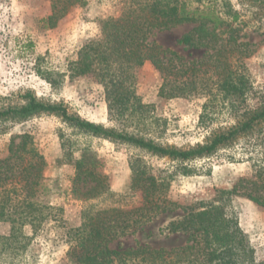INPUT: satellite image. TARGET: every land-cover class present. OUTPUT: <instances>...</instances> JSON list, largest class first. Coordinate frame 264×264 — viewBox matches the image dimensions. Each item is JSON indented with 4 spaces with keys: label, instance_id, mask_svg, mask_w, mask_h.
<instances>
[{
    "label": "trees",
    "instance_id": "1",
    "mask_svg": "<svg viewBox=\"0 0 264 264\" xmlns=\"http://www.w3.org/2000/svg\"><path fill=\"white\" fill-rule=\"evenodd\" d=\"M52 12L42 21L48 26L76 7L90 0H50ZM121 13L101 20V33L87 41L68 66L69 76H95L104 86L109 116L119 125L106 128L70 113L63 102L51 103L38 99L31 92L22 106L0 109V119H22L33 114H55L80 132L125 141L147 155L168 157L173 169L156 174L152 164L143 157L131 162L130 189L114 191L106 176L98 171L99 160L86 156L76 160L72 191L85 198L82 223L68 230L69 254L76 264H264L258 261L239 219L230 207L233 194H240L264 207V90L256 91L246 73L236 62L249 55L248 43L239 42V23L243 14L264 7V0H120ZM192 23L193 27L179 40L188 47L206 52L199 60L186 59L177 51L163 48L150 37L155 31ZM244 47V50L242 48ZM246 51V52H244ZM147 62L160 72L159 95L165 98L208 95L205 108L219 101L234 112L237 121L212 131L202 143L181 148L163 145L153 138L127 130L126 122L141 116L147 104L137 95V71ZM53 87L59 83L55 71L38 68ZM260 103L249 107L251 93ZM210 112V111H209ZM203 112L201 119H210ZM244 140L243 149L251 161L250 176L242 177L230 190L220 189L217 202L201 207L184 206L169 194L177 175L195 172L192 162L210 157L221 149ZM45 157L29 136L11 141L9 154L0 157V219H11L17 213V232L30 220L33 229L46 218L37 196L44 191ZM88 180L91 189L81 190ZM185 214L171 220V232L188 235L184 245L151 248H112L109 241L136 231L163 212L176 209ZM52 219H57L56 214ZM16 226L13 225V229Z\"/></svg>",
    "mask_w": 264,
    "mask_h": 264
},
{
    "label": "rangeland",
    "instance_id": "2",
    "mask_svg": "<svg viewBox=\"0 0 264 264\" xmlns=\"http://www.w3.org/2000/svg\"><path fill=\"white\" fill-rule=\"evenodd\" d=\"M238 9V0H232ZM120 0H90L84 7H76L53 27L43 18L52 12L50 0H0V109L22 106L31 92L38 99L67 105L70 113L100 124L117 128L109 116L104 86L95 76L70 77L68 66L78 57L87 41L101 33V20L121 13ZM186 23L163 31H155L150 39L163 48L177 51L186 59L199 60L206 50L195 49L179 42L191 30ZM239 42L248 43L249 55L236 62L248 76L256 91L264 90V7L242 15ZM244 50V47L242 48ZM246 52V51H244ZM59 74L56 87L38 68ZM162 83L160 72L147 62L137 71V95L147 107L141 116L126 122L127 130L153 138L163 145L181 148L204 142L214 130L226 128L237 121L234 112L219 101L205 108L208 95L165 98L159 95ZM260 97L251 93L249 107H256ZM210 111V119L201 115ZM264 129V123L261 125ZM25 136L45 157L44 191L37 200L52 208L42 210L46 218L36 230L30 220L17 232V213L11 219H0V264H76L69 254L68 230L82 223L85 198L72 191L75 162L93 157L100 161L98 171L106 176L107 184L117 192L130 189L131 162L134 158L148 160L156 174L174 164L168 157L147 155L133 145L103 136L80 132L55 114L39 113L22 119H0V157L9 154L12 140L21 142ZM244 140L221 149L210 157L192 162L195 172L177 175L168 194L184 206H203L217 202L220 189H232L238 180L250 176L252 167L243 149ZM88 180L81 190L91 189ZM1 190V187H0ZM230 207L237 215L258 261L264 259V207L251 199L233 194ZM57 219H52L51 214ZM180 208L155 216L134 232L109 241L112 248H132L139 245L151 248H173L184 245L188 235L171 232V220L185 214ZM13 225L16 227L13 229Z\"/></svg>",
    "mask_w": 264,
    "mask_h": 264
}]
</instances>
